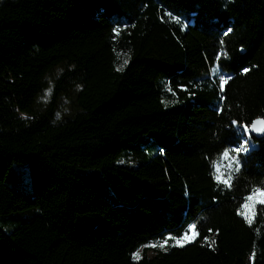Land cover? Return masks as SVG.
<instances>
[{
  "label": "trees",
  "instance_id": "16d2710c",
  "mask_svg": "<svg viewBox=\"0 0 264 264\" xmlns=\"http://www.w3.org/2000/svg\"><path fill=\"white\" fill-rule=\"evenodd\" d=\"M257 119L264 0H0V264H264Z\"/></svg>",
  "mask_w": 264,
  "mask_h": 264
},
{
  "label": "snow or ice",
  "instance_id": "6c2138e0",
  "mask_svg": "<svg viewBox=\"0 0 264 264\" xmlns=\"http://www.w3.org/2000/svg\"><path fill=\"white\" fill-rule=\"evenodd\" d=\"M127 63H128V61L124 60V64L126 65ZM217 70L218 69H213L212 71H213V73H215ZM247 71H249V70L248 69H244V72H247ZM227 82H228L227 79H222L221 80V82H220L221 89L223 88V86L225 84H227ZM257 123H264V122H257ZM244 130L246 132L249 131L247 126H244ZM251 130L252 131H256V132H262V131H264V128H259V127L256 126V123H254L252 125ZM246 150L247 149L244 148L243 146L234 149V151L236 153H239L240 151H246ZM223 156H224L225 159H228L229 158V153L225 152L223 154ZM232 159H233V161H234V163L236 165L235 171H239V161L235 160L234 157ZM216 179H217L218 183H224L226 187H230L231 186V174H229L227 176V178H224V174L220 172L219 168H217ZM247 201H255V203L264 204V191H261L260 189H254L252 195H250L247 198ZM247 206H248V204L246 202L245 207H247ZM241 214L245 215V219H246V221L249 224L252 223V217L250 215H247L245 213H241ZM253 214H254V204H253ZM197 234L198 233L195 232V225H193V226H191L189 228L188 232H186L185 235L183 237H181L180 239H175V238H172V237H170L169 239H174V245L173 246L183 247L185 242L190 243L192 241V239L195 238V235H197ZM212 243H214V241ZM167 244H168V240L166 239L163 242H160L158 244L146 245L145 247H153V248L159 247L161 249H164ZM139 258H140L139 257V253L134 254V259H139Z\"/></svg>",
  "mask_w": 264,
  "mask_h": 264
},
{
  "label": "rangeland",
  "instance_id": "374dc122",
  "mask_svg": "<svg viewBox=\"0 0 264 264\" xmlns=\"http://www.w3.org/2000/svg\"><path fill=\"white\" fill-rule=\"evenodd\" d=\"M48 96H49V90L46 92V95L42 97V99H41V101H40V103L38 105V109L42 110L44 108L46 102L48 101ZM74 97H75V91H74V89H70L67 92V94L65 95V97L60 102L59 109H58V111L56 113V116L58 118L61 119L62 115L67 113L69 108H72ZM240 134L242 135V137H244V136L247 137V139L243 138V144H242V146L247 149L246 151H248L250 148H253L254 143L252 142V140L248 136H246L244 129L240 130ZM246 151H240L239 153H236L234 151V149H233L232 152H228L229 153V158L228 159H225L224 156L222 155L220 158H218L214 162V172H215V174L217 175V168H219L220 172L224 174V178H227V176L229 174H231V177H232L233 173L235 172V167H236V165H235V163H234L232 158L234 157L235 160H238L237 156L240 153H244ZM23 180H25V178ZM27 180L28 179L26 178V181ZM195 232H196V230H195ZM196 237H197V235H195V238ZM194 239H192V241ZM147 255L149 257H154L156 255V253L154 251H148Z\"/></svg>",
  "mask_w": 264,
  "mask_h": 264
},
{
  "label": "water",
  "instance_id": "95a60500",
  "mask_svg": "<svg viewBox=\"0 0 264 264\" xmlns=\"http://www.w3.org/2000/svg\"><path fill=\"white\" fill-rule=\"evenodd\" d=\"M244 52V51H243ZM257 122H264V119H257L255 120L251 126H250V133H251V136L255 137V138H262L264 136V131L262 132H256V131H252L251 128H252V125L254 123H256V126L259 127V128H264V123H257Z\"/></svg>",
  "mask_w": 264,
  "mask_h": 264
},
{
  "label": "built area",
  "instance_id": "2783aa9c",
  "mask_svg": "<svg viewBox=\"0 0 264 264\" xmlns=\"http://www.w3.org/2000/svg\"><path fill=\"white\" fill-rule=\"evenodd\" d=\"M248 129H249V128H248ZM245 134H246V136L250 137V136H251V134H250V129H249V131H248V132H246V131H245ZM244 138H246V139H247V137H245V136H244Z\"/></svg>",
  "mask_w": 264,
  "mask_h": 264
}]
</instances>
